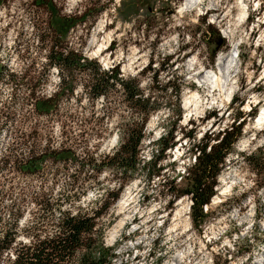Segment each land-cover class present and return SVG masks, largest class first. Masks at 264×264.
I'll return each mask as SVG.
<instances>
[{
  "label": "rangeland",
  "instance_id": "374dc122",
  "mask_svg": "<svg viewBox=\"0 0 264 264\" xmlns=\"http://www.w3.org/2000/svg\"><path fill=\"white\" fill-rule=\"evenodd\" d=\"M184 0H56V7L60 8L61 13H81L85 8H90L86 12V25H90L89 30L83 29L84 25H76L69 29L66 34V42L71 48H77L81 44V52L86 56L95 52L97 46L102 43V50L96 52L97 56L91 59L95 60L100 66L101 61H114V66L119 68L120 73L127 68L128 73L136 72L135 76L125 73V77H135L140 81L149 77L152 83L147 87L148 91L152 86L164 85L166 82L172 83L174 88L180 89L179 108L181 115L176 119V104L173 92L166 91L165 99L167 103H162L158 112L161 109H167L172 113L168 117L167 128L172 129L175 144L171 147L174 151L177 150L176 134L180 133L182 139L192 140L197 132V120L189 117L188 123L193 125L190 129H185L179 126V120L183 118L184 109L181 107L184 102V97L189 94L196 93L202 99L197 106L191 110H197L202 107L203 103L207 102L210 97L202 95L203 90H209L206 86H200L198 79L202 80L199 73L195 74L193 80H189L185 85V78L192 75V70L186 67V62L199 53L198 59L201 60V67L206 71H217L218 64L221 67L223 74L220 75L221 80H225L226 76H231L233 69H236L234 77L237 83V90L233 92L231 99L227 101L228 116L233 120L234 114L241 110L242 115L239 120L245 117L244 124L241 129V135L234 142L231 150L225 158V164L220 169L216 177V185L214 186L215 193L211 197L209 203L203 207L208 209L200 223H195L191 219V201L186 195H182L173 199L169 193V187L172 185L183 187L187 183L186 175L171 177L164 173V168L168 167L170 171H174L175 161L171 164H161V161L168 160L169 154L166 149L160 156L156 167H160L158 176L149 177L150 161L139 164L137 170L126 182L121 189L117 198L111 200V194L106 192H115L118 188H105L104 195L99 200L95 201L98 206L102 203L108 204L102 215L97 218V225L102 228L103 239H107L111 229L115 223L124 216H127L130 211H135L137 214L132 216L131 224L139 223L143 216L139 213L150 209L152 204L158 203L160 200H166L163 204V211L167 213V218L162 225L165 229L179 231L181 236L179 239H184L185 245L173 244L166 252L163 247L160 248L162 255L157 257L154 264H180L176 259L175 252L181 255L185 246L191 247V258L184 261L183 264H196L197 260H202L200 248L203 245L204 250L209 253L211 264H263L264 263V230L255 221L261 219L260 206L264 202V168L261 173L252 171L247 162L242 158V155L248 154L253 150L256 142L264 139V128L255 129L249 125L255 123V116L260 108V101L255 104H248L249 109L256 108L257 113L254 118H250L249 111L244 112L243 106L247 102L248 96H259L264 93V0H218L220 7L208 8L202 10V14L196 18V23H187L185 16H180L181 21H185L183 25L176 24L174 17L180 15L177 8L183 4ZM259 2L260 6L256 7ZM243 6V7H241ZM245 8L243 22L236 25V17L240 13V9ZM100 10V11H99ZM209 17L215 19L209 23ZM50 15L42 6H35L32 0H3L0 3V151L5 152L8 145L17 146L21 142L22 136L27 138L28 142L36 141L37 143L51 142L53 146L67 145L73 148L78 155H82L83 151L92 152L94 157L97 154H104L100 149L104 148L106 141L118 133L120 129V110L108 118L102 108V102L98 99L94 105H91L83 94L80 103L74 101L63 104V110L60 114L54 113L52 117L41 118L32 114V100H26L29 90L27 89L29 80L30 86L34 89V95H48L55 88V76L57 70L54 66H49L45 58L44 44L39 41L38 36L42 32H48V20ZM53 20V18H52ZM55 24V21L52 22ZM117 24L120 27H117ZM124 25H129L124 27ZM210 26V28L208 27ZM228 32L231 40L240 39L245 36L247 43L241 40L236 45L238 55L235 59L231 58L232 43L228 36L224 33ZM171 35H178V41L182 40L184 35L191 36V40L187 43L177 44L176 53L163 54L159 51L160 45L164 43ZM108 37V38H107ZM259 39V42L257 40ZM91 41V43H90ZM177 53H181L178 55ZM146 54V55H145ZM213 56V63H209V58ZM118 58V59H117ZM146 59L147 63L141 66L142 60ZM239 60L237 67L235 60ZM149 62L151 69L146 70ZM224 63V64H223ZM158 65V67H153ZM177 65L179 68L177 69ZM113 66V67H114ZM193 67H196L195 65ZM225 68V69H224ZM55 69V74L53 70ZM154 69V71H153ZM171 76L165 83L161 84V75ZM156 76L157 81H153L152 76ZM221 87L226 85L221 84ZM251 85V87H249ZM218 90L212 91L214 94ZM82 93V92H80ZM239 105V107H237ZM234 109V111H233ZM152 113L147 119L144 130L151 120ZM219 115L220 121L223 122L226 118L220 115L215 108L205 109V116L198 117L199 125L203 127L207 120L215 118ZM119 117L117 123L109 128L113 117ZM174 117V118H173ZM237 123V122H236ZM231 124V123H230ZM228 124V126L230 125ZM264 125V123H261ZM163 126V125H158ZM215 127V121L213 123ZM247 128V131L245 130ZM211 133V134H210ZM119 134V133H118ZM205 137H212L211 129L204 132ZM154 135L153 131L145 133L140 142L139 156L148 148H157L156 140H151L149 144H144L143 141L150 139ZM39 139H35V137ZM249 136H254V139L248 141ZM41 137V138H40ZM202 140V138H201ZM245 141H248L245 143ZM13 142V143H12ZM216 140H211L210 143H215ZM242 145L236 147L235 145ZM196 145V144H193ZM193 145L188 149V154L195 155L196 151ZM29 146V144H28ZM27 146V147H28ZM264 149V144L259 146ZM22 149V148H20ZM19 149L15 153H19ZM26 152V151H25ZM106 154V153H105ZM159 152H152V160ZM83 156V155H82ZM73 169V166H71ZM0 167V175L6 173L7 168ZM109 172V176L105 177L103 184L116 182L119 184L120 177L110 168L103 169L94 180L99 182V185L94 182L87 183V186L82 190L78 189L75 196L71 193L62 192V184L66 180L64 175L59 174L57 180L53 183L52 174L50 171L46 176L45 186L53 191V196L63 201L66 195L71 194L68 201L62 202L63 208H70L71 211H77L83 208L78 202L87 196L89 191L101 186L99 177L103 173ZM91 172V171H90ZM86 171V174H90ZM164 179L160 181L155 189L156 195H151L148 189L152 187V182L161 175ZM8 175H11L9 173ZM143 176L144 188L140 192L136 191L140 185L131 187L135 180ZM244 177L245 181H251V187L244 191H239L244 185L239 183L238 178ZM39 175L24 176L17 173L14 178V196L19 202V209L22 214L19 219L21 221L29 219L34 210L32 204H27L23 199L21 189L27 184V180L31 179V183L38 184L40 181ZM179 179V183L177 180ZM232 181H237L232 184ZM29 182V183H30ZM231 185L230 195L223 196L218 194L217 188H223ZM7 186V185H6ZM7 187L4 189L6 190ZM59 192L64 195L60 197ZM81 192V193H80ZM218 198H215L217 196ZM13 195V194H12ZM77 196V197H76ZM223 197V198H222ZM187 198V199H185ZM125 200V201H124ZM218 201L213 204V201ZM122 202H124L122 204ZM5 203V201H4ZM255 206V208H254ZM90 210V209H89ZM253 211L251 220L253 221L250 237H244V242L238 247L234 244L235 251L228 249L225 246L224 254L221 252H211L212 248L218 247L221 241L215 240L207 242L202 239L204 235H220V229L224 225H229L227 230L223 232V237L228 238L231 242L233 235H239L248 227L249 212ZM160 214L161 210H155ZM108 216L107 229L104 228L103 218ZM151 215V212L148 213ZM5 219L8 218L6 212L3 213ZM128 221L125 222L124 228L130 226ZM152 221L145 220V224H151ZM187 229L188 235H185L184 230ZM152 229L148 228L147 233H151ZM171 234V233H170ZM141 235L140 230L136 229L129 236H124L121 230V238L128 240ZM189 236L191 239H189ZM159 237L152 241L153 249L159 244ZM18 240L26 241L27 238L19 234ZM171 243V241H170ZM136 249L141 250V245H135ZM114 252V251H113ZM127 254H131L126 250ZM115 257L118 255L114 252ZM121 253L120 255H124ZM155 255L154 250L148 252V257ZM246 257V258H245ZM147 259V258H146ZM133 260L139 262V255L133 257ZM111 261V263H112ZM121 264H126L121 261Z\"/></svg>",
  "mask_w": 264,
  "mask_h": 264
},
{
  "label": "trees",
  "instance_id": "16d2710c",
  "mask_svg": "<svg viewBox=\"0 0 264 264\" xmlns=\"http://www.w3.org/2000/svg\"><path fill=\"white\" fill-rule=\"evenodd\" d=\"M1 1L3 0H0V3ZM32 3L44 7L50 15L48 32L39 34L38 39L44 44L47 64L56 68L60 82L59 85L55 84V91L53 89L49 98L44 94L34 95L29 80L27 89L30 90L25 99L32 100L30 112L46 119L54 113L60 114L66 102L73 100L74 103L81 104L83 94L91 105L100 99L108 118L120 110L118 133L121 143L114 155L104 153L94 157L92 152L83 151V156H80L70 146H53L48 140L42 142L41 137V143L34 140L27 143V138L22 136L17 146L8 145L5 152L0 151V167L2 170L7 168L6 173L0 175V264H112L115 254L111 248L102 246L103 231L96 221L108 204L102 203L87 211L80 208L74 211L73 215L70 208L62 207V202L68 201L71 194H67L62 202L55 198L53 191L45 186L46 176L50 171L54 183L59 174L64 175L66 180L62 184V192H72V196H75L78 189L82 190L89 182L95 181V184L99 185L94 176L99 175L103 169L110 168L120 177L115 192L106 189V192L111 194V200H114L141 163L139 151L145 123L162 103H167L164 93L169 89L177 101L175 115L176 119H179L180 89L174 88L168 81L164 85L152 86L148 97L137 98L142 97L143 91L138 87V78H122L117 66L101 72L98 63L81 52V44L77 48L68 46L65 38L69 29L82 24L86 32L89 30L90 25L87 26L85 21L86 12H89L90 8H85L81 13L65 14L56 7V0H32ZM54 21L55 24L52 23ZM209 63H213V56L209 58ZM150 69L151 62L146 70ZM152 79L157 81L155 75ZM77 86L81 87L82 93L75 92ZM256 113V108L252 107L248 115L254 118ZM241 115V110L237 111L231 124L222 131L213 133L212 137H205L204 134L201 143L193 145L195 151L201 154L196 156V165L187 169L186 185L169 187L173 199L182 195L190 198L191 219L195 223L202 221L205 215L203 207L215 193L217 174L225 164L226 155L241 135L245 120V117L239 120ZM35 139L40 140L39 136ZM173 139L172 129H168L167 135L156 140V150L160 155L151 160L149 177L160 174L161 169L156 167L157 162L162 153L175 144ZM212 139L216 142L210 143ZM210 145L212 150L208 153L206 149ZM17 149L20 150L19 153H15ZM242 158L252 171L261 173L264 168L263 148L255 147L254 151L242 155ZM86 171L91 172L86 174ZM9 173L11 175H8ZM17 173L24 176L39 175L40 180L38 184H33L31 179H28L21 189L22 201L25 199L27 204H32L34 208L29 219H25L21 227L19 219L22 212L18 198L13 197L14 178ZM64 194L59 192L60 197ZM4 212L8 214L7 219L3 216ZM19 234L27 240H18Z\"/></svg>",
  "mask_w": 264,
  "mask_h": 264
},
{
  "label": "clouds",
  "instance_id": "9594fccd",
  "mask_svg": "<svg viewBox=\"0 0 264 264\" xmlns=\"http://www.w3.org/2000/svg\"><path fill=\"white\" fill-rule=\"evenodd\" d=\"M116 3L119 4V0H116ZM259 2L256 4V7H259ZM213 7H220V4L218 0H190V2H186L184 4H181L177 11L180 15L174 17V21L176 24H180L181 26L185 21H181L180 16H185L187 23H196V18L202 14V10H206L208 8ZM243 7V6H241ZM80 11H83L81 8ZM245 13H241L239 16L236 17L235 23L236 25H239L243 22ZM215 18L209 17L208 22L211 23ZM129 25H124V27H128ZM117 27H120L119 24H117ZM225 36H228L230 39V42L232 43V52H231V58L235 59L238 55V50L236 48V45L241 42V40H244L245 43H247V40L244 35L241 36L240 39L237 40H231V37L228 32L224 33ZM264 35V33H262ZM191 36L184 35L182 40L178 41V35H171L168 37L167 40L164 41L162 45H160L159 51L163 54L167 53H176L177 52V44L179 43H187L189 40H191ZM259 42V39L257 40ZM91 43V41H90ZM180 55L181 53H177ZM146 55V54H145ZM97 56L96 52H92L89 55V59L92 57ZM199 56V53H197L196 56H192L187 62L186 67L188 69L192 70V75L185 78V85L188 83L189 80H193L195 78V74L197 72H202L206 77H212L213 73L210 71H206L205 68L201 67V60L197 57ZM118 59V58H117ZM83 62V61H81ZM147 63V60H142L141 66ZM235 63L238 67L239 60L236 59ZM196 67H193V66ZM114 66V61L108 60L106 62L101 61L100 62V71H106L108 68H111ZM153 67H158V65H153ZM179 68V65H177V69ZM125 73H128L127 68H125L121 72L122 78L125 77ZM53 74H55V69L53 70ZM132 76L136 75V72H130L128 73ZM261 75H264V73H261ZM151 73H149L148 78H144L140 81L138 84V87L142 89V97L137 98H146L149 96V91L146 86L150 85L152 83L150 79ZM226 79L225 80H219V77H217V80L219 83L226 85V87H221L219 91H217L215 94L211 90H203L202 95H206L210 97V99L207 100V102L203 103L202 107H200L197 110H189L187 103L183 104L181 107L185 110L183 113V118L179 120V126H183L185 129H190L193 127V125H190L188 123L189 117H191L194 120H197V132L192 138V140L188 139H182L179 132L176 134V140H177V150L168 149L169 158L168 160L161 161V164H171L172 161H175V168L174 171H170L168 167L164 168V173H167L168 176L171 177H177L182 175H187V169L193 167L196 165L197 160L196 156H199L201 153L199 151L196 152L195 155L188 154V149L193 144H200L201 138L204 135L205 131H211L213 133L217 131H222L224 128L228 126V124L231 123V119L228 118L230 115L229 112H227V101L231 99V96L233 92L237 90V83L235 80L236 76V69H233L232 75L227 76L225 73ZM167 79H171V76H164L161 75L160 83L163 84L166 82ZM60 79L58 76H55V83L59 85ZM199 83V81H198ZM261 83H264V80L261 81ZM119 87V85H117ZM216 85H213V88H215ZM251 87V85H249ZM55 91V89H54ZM82 91L81 87L77 86L75 88L76 93H80ZM169 92H171V89H169ZM52 95L51 92L48 93V97L50 98ZM260 101V111L264 112V93H261L259 96H248L247 102L243 106V111L248 112L250 109L248 107V104H255L256 101ZM222 101L224 103H222ZM239 107V105H237ZM217 109L220 113V115H224L226 118L223 122L220 121L219 115L215 118H210L207 120V123L201 127L199 125L198 117H204L205 116V109ZM234 111V109H233ZM172 116V113L167 109H161L155 114L152 115L151 120L149 121L147 127L145 128V133L148 131H153L154 135L150 139H146L143 141L144 144H149L151 140H158L161 136L167 135V124H168V117ZM174 118V117H173ZM119 117H113L111 121V125H109V128L114 126ZM215 121V127H213V123ZM238 123V122H237ZM163 125V126H158ZM249 127L255 128V129H261L264 128V125H261L260 123H253L249 125ZM247 131V128L245 129ZM254 139V136H249L248 141H251ZM248 141H245L247 143ZM121 143L119 134L112 135L107 141L104 148L100 149L101 153H106L107 155L111 156L114 155L115 152L119 148V144ZM260 144H264V139H261L256 142V145L253 146V150L256 146H259ZM236 147H242V145H235ZM212 150L211 145L206 149L208 153H210ZM156 151L155 148H148L144 150L141 153V164L148 162L152 160V152ZM99 157V153L97 154ZM110 174L109 172L105 171L103 175L99 177V180L101 181V186L98 188H94L92 191H89L87 196H85L82 200H80L78 203L83 206V208L87 211L91 208H96L98 205L94 203L95 201L99 200L104 195L105 188H116L118 184L116 182L103 184V181L105 180V177H108ZM164 179V175L162 174L160 177H158L156 180L152 182V187L148 189H144L145 191H148L151 195H156V187L160 181ZM239 183L243 184L244 187L240 188L239 191H244L246 188L251 187V181H245L243 176H240L238 178ZM143 176H141L139 179L135 180L134 183L131 185V187H136V185H140L139 188H136L137 192H140L141 189L144 188L143 184ZM179 179L177 180V183H179ZM237 181H232V184H236ZM230 187L231 185L225 186L223 188H217V192H222L223 196L230 195ZM223 198V197H222ZM187 199V198H185ZM166 202V200H160L158 203L152 204V207L150 209H146L144 212L139 213V215L143 216L144 219H141L139 223L131 224V219L133 215H136L137 213L135 211H130L127 216L122 217L119 219L115 225L111 229H107V221L109 217L106 215L103 218L104 228L111 232V235L105 240L103 237H101V243L102 246L105 248H111L112 251L116 252L118 255V259L113 260L112 264H121V261H125L126 264H154V261L157 257L162 255V252L160 251V248L163 247L164 251L166 252L169 248H172L173 244L176 245H185L186 242L184 239H179L181 236V233L179 231H174L172 229H165L162 227L164 224V220L167 218V213H164L163 211V204ZM218 201L214 200L213 204L217 203ZM255 208V206H254ZM156 209H160V214L156 213ZM208 209L205 208V212H207ZM261 211V219L259 221H255V223L259 224L260 228L264 230V202H262L260 206ZM151 212V215H148V213ZM253 214V211L250 210L249 212V219H248V227L244 229L239 235H233L231 237V242L228 238L223 237V232L227 230L229 225H224L220 229V235H204L200 239L207 241V242H213L215 240H220L221 243L218 245V247L212 248L211 252H221V254H224L225 246H227L228 249H232L235 251L234 244L238 247L240 244L244 242V237L248 236L250 237V230L252 229L253 221L251 220V216ZM73 215H75V212H73ZM145 220L152 221L151 224H145ZM128 221L130 223V226L127 228H124L125 222ZM24 221H21V224H23ZM151 228L152 232L149 234L147 233V229ZM136 229L140 230L141 235L136 236L135 238H130L128 240H123L121 238V230L123 231L124 236H129V234H132ZM185 235H188L187 229L184 230ZM171 233V234H170ZM159 237V244L153 249L152 241ZM189 239L191 237L189 236ZM171 241V243H170ZM135 245H141V250L136 249ZM126 250L130 252L131 254H127ZM150 250L155 251V255L153 257H148V252ZM192 249L191 247L185 246L183 249L182 255L179 252H175L176 259L180 262V264H183L184 261L191 258ZM121 253H125L124 255H120ZM99 255V253H97ZM139 255L141 257V260L139 262H136L133 260V257ZM200 255L203 258L202 260H197L196 264H211V261L209 260V253L204 250L203 245H201L200 248ZM147 258V259H146ZM246 258V257H245Z\"/></svg>",
  "mask_w": 264,
  "mask_h": 264
},
{
  "label": "bare ground",
  "instance_id": "6f19581e",
  "mask_svg": "<svg viewBox=\"0 0 264 264\" xmlns=\"http://www.w3.org/2000/svg\"><path fill=\"white\" fill-rule=\"evenodd\" d=\"M186 2H190V0H184V2H183V4L184 3H186ZM245 8H241L240 9V13H239V15L241 14V13H245V10H244ZM238 15V16H239ZM108 38V37H107ZM102 46H103V44L102 43H100L98 46H97V49H96V51L95 52H98V51H100V50H102L101 48H102ZM224 64V63H223ZM220 65H222V64H218V69H219V72H215V71H211L212 73H213V76L212 77H206L205 75H204V73H199L200 75V77H202V80L201 79H198V81H199V85L200 86H206V87H208L209 88V90H211V91H214V90H218L219 91V89L221 88V85H220V83H219V81L217 80V77H219V80H221V77H220V75H222L223 74V71H221V67H220ZM225 69V68H224ZM216 85V87L215 88H213V85ZM198 102H202V99H200V97L197 95V92L196 93H191V94H189L188 96H185L184 97V102H183V104H185V103H187V105H188V109L189 110H191L190 109V107H192V105H193V109L197 106V103ZM222 103H224L223 101H222ZM255 123H264V112H261L260 111V108H259V111H258V114L255 116ZM218 194L220 195V194H223L222 192H218ZM218 194H217V196H215V198H218ZM125 201V200H124ZM124 202H122V204H123ZM264 264V263H263Z\"/></svg>",
  "mask_w": 264,
  "mask_h": 264
}]
</instances>
